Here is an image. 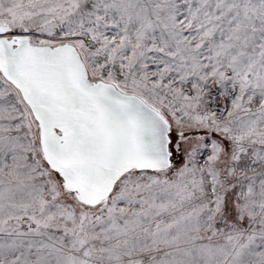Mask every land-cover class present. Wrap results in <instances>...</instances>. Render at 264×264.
Segmentation results:
<instances>
[{
	"label": "snow or ice",
	"instance_id": "snow-or-ice-1",
	"mask_svg": "<svg viewBox=\"0 0 264 264\" xmlns=\"http://www.w3.org/2000/svg\"><path fill=\"white\" fill-rule=\"evenodd\" d=\"M0 264H264V0H0Z\"/></svg>",
	"mask_w": 264,
	"mask_h": 264
}]
</instances>
